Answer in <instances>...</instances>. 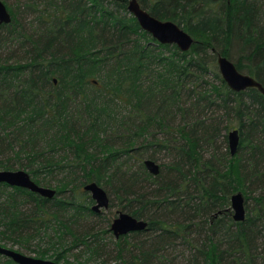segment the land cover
Returning <instances> with one entry per match:
<instances>
[{"label":"trees","instance_id":"trees-1","mask_svg":"<svg viewBox=\"0 0 264 264\" xmlns=\"http://www.w3.org/2000/svg\"><path fill=\"white\" fill-rule=\"evenodd\" d=\"M138 2L189 33L192 47L156 41L129 0H23L28 26L8 7L0 48L15 41L19 57L0 54V169L25 170L57 194L0 183V241L36 242L38 258L64 264L79 247L89 258L77 264H107L111 253L122 264H173L168 249L179 241L192 249L189 264H264V95L233 91L217 64L225 56L264 86V0ZM147 159L162 162L158 176ZM91 182L147 228L112 248L106 231H81L101 215L84 190ZM238 192L243 222L229 213ZM51 231L72 244L49 255L41 244Z\"/></svg>","mask_w":264,"mask_h":264},{"label":"water","instance_id":"water-1","mask_svg":"<svg viewBox=\"0 0 264 264\" xmlns=\"http://www.w3.org/2000/svg\"><path fill=\"white\" fill-rule=\"evenodd\" d=\"M128 11L137 19L141 28L151 34L159 43L177 45L183 52L188 51L194 44V38L178 24L172 21L157 19L148 11L144 10L138 0H129ZM11 21V12L7 5L0 0V27L10 24ZM217 64L223 79L233 91L241 92L250 88H256L264 95V86L254 77L240 72L235 64L227 57L222 55L218 56ZM228 142L231 155H236L240 144V133L238 129L229 132ZM144 165L147 171L153 176L160 174L161 167L155 161L147 159L144 161ZM0 183H5L11 187L27 189L48 199L54 198L57 194L56 189L37 184L25 170L13 171L0 169ZM84 190L91 195L94 201V205L92 206L93 211L100 213L102 209H108L110 199L103 187L95 182H91L85 185ZM230 201L231 208L234 212V221L243 222L246 219L244 195L241 192L235 193L231 196ZM147 226L148 223L146 221L137 219L126 212H121L114 219L111 225V231L119 239L133 232L144 231ZM0 255L13 260L16 264H64L49 259L31 257L2 244H0Z\"/></svg>","mask_w":264,"mask_h":264},{"label":"rangeland","instance_id":"rangeland-1","mask_svg":"<svg viewBox=\"0 0 264 264\" xmlns=\"http://www.w3.org/2000/svg\"><path fill=\"white\" fill-rule=\"evenodd\" d=\"M2 1L7 5V7H9L15 12L16 19L18 21L23 23L25 26H28L27 24L33 19V15H31L28 12H25L24 8L20 7L19 4H22L23 0H2ZM5 35L6 33L2 32L0 34V37L4 38ZM16 49L18 48H17V42L15 41H10L8 44H3V47L0 48L1 57L3 56L7 58L11 56L12 58V56H14V58H18L19 56L16 52ZM157 162L158 164L162 163L161 161H157ZM53 187L55 186L53 185ZM253 190H254V192L252 193L253 196H258L260 193H262V191L257 190L255 187H253ZM89 196L91 195L89 194ZM108 196L110 199V205L108 209H102L101 215L99 217H92V218H88L86 220L81 221L80 226H82L81 231H85L86 228H90V229L92 228L94 229V231L96 230H99V231L102 230L104 232L106 231V233L102 235L101 240L103 243H105L106 245L107 244L110 245L112 248L113 246L116 247V243L121 242V241L114 236L113 232L111 231V225L114 219L117 218L121 212H125V211L122 208V206L119 204L118 200L114 199V197L110 194H108ZM247 209L248 208L246 207V217L248 215ZM229 211H230L229 213H231V216L233 217L234 212L231 206L229 208ZM131 235H129V237L127 238L128 243H132L133 241L138 240L139 237L131 236ZM193 237H196V236H193ZM72 238L73 237L70 235H64L60 237L57 231L56 232L51 231L50 237L46 238L45 242L41 244V247H52V250L50 251V254H49L51 255L55 249H60V245L62 246V244H66V245L68 244V246H70L72 244ZM48 239H49V242H47ZM35 243L34 244L22 243L24 245L22 246V245L12 244L11 242L0 241V244L6 247L15 249L19 252H22L25 255L38 258L37 253L34 252V249H36L37 247ZM82 251H83L82 247L71 249L67 253V260L69 261V264H77L78 261H81V262L86 261V259L89 258V256L87 254L82 255L81 254ZM191 252H192L191 247L187 245L186 243L183 244V242L181 241H179L177 245H175L173 248L168 249V253L171 256L173 264H189V262H186L185 258H187L191 254ZM132 253H134L133 250H132ZM105 254H109V253L106 252ZM111 254L112 255L101 256L102 257L101 261L104 260L107 262V264H116V262L118 264H122L121 260L117 258L118 256L117 254L116 255L115 253H111ZM130 255H131V252L124 253V259L126 261H129ZM1 260L2 259H0V264L2 263ZM62 263H65V262L63 261ZM87 264H95V260L93 259V261L88 262ZM166 264H169V263H166Z\"/></svg>","mask_w":264,"mask_h":264}]
</instances>
